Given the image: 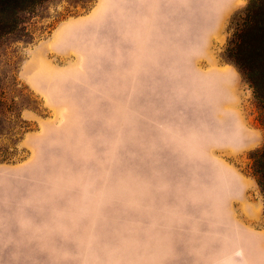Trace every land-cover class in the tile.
Here are the masks:
<instances>
[{
  "label": "rangeland",
  "instance_id": "rangeland-1",
  "mask_svg": "<svg viewBox=\"0 0 264 264\" xmlns=\"http://www.w3.org/2000/svg\"><path fill=\"white\" fill-rule=\"evenodd\" d=\"M251 2L45 0L18 16L0 40V151L14 155L0 264H264L250 174L264 129L223 57Z\"/></svg>",
  "mask_w": 264,
  "mask_h": 264
},
{
  "label": "trees",
  "instance_id": "trees-1",
  "mask_svg": "<svg viewBox=\"0 0 264 264\" xmlns=\"http://www.w3.org/2000/svg\"><path fill=\"white\" fill-rule=\"evenodd\" d=\"M45 0H0V40L20 30L18 16L29 13ZM261 0H252L245 17L236 20L234 32L223 53L252 90L257 107V122L264 129V10ZM20 32H27L22 27ZM28 35V33H27ZM13 154L0 151V163L13 161ZM250 174L264 198V146L251 153Z\"/></svg>",
  "mask_w": 264,
  "mask_h": 264
},
{
  "label": "crops",
  "instance_id": "crops-1",
  "mask_svg": "<svg viewBox=\"0 0 264 264\" xmlns=\"http://www.w3.org/2000/svg\"><path fill=\"white\" fill-rule=\"evenodd\" d=\"M86 17H80L74 20H70V21H66L64 23H62V25H60L52 34L53 37L57 36L56 38H58V36L60 34H62L63 32L73 28L74 26H79V25H83L86 24ZM48 45V42H44L43 45L38 46L37 50L35 51L34 55L32 56V58L30 60H28L26 62V77L29 78L30 75H28V73L30 72V70L36 65V62H38L39 60H45L44 57L42 56V53L40 52V50H42L43 48H45ZM32 77V76H31ZM31 81H35L34 78H30ZM35 83V82H34Z\"/></svg>",
  "mask_w": 264,
  "mask_h": 264
},
{
  "label": "clouds",
  "instance_id": "clouds-1",
  "mask_svg": "<svg viewBox=\"0 0 264 264\" xmlns=\"http://www.w3.org/2000/svg\"><path fill=\"white\" fill-rule=\"evenodd\" d=\"M193 204L197 203V201L190 197ZM15 227L19 230L21 234L31 233L32 235L43 238L44 230L48 228L47 224L38 223L32 219L21 218L17 221Z\"/></svg>",
  "mask_w": 264,
  "mask_h": 264
}]
</instances>
